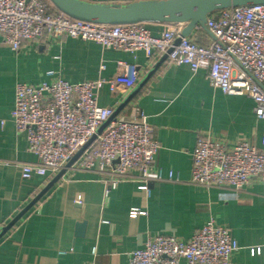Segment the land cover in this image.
<instances>
[{
  "label": "crops",
  "instance_id": "crops-1",
  "mask_svg": "<svg viewBox=\"0 0 264 264\" xmlns=\"http://www.w3.org/2000/svg\"><path fill=\"white\" fill-rule=\"evenodd\" d=\"M86 1L126 4L140 0ZM145 27L159 37L167 24ZM189 38L200 44L211 40L199 27ZM162 59L68 37L26 43L15 52L0 37V228L55 177L22 178L20 165L36 163L37 157L12 121L16 86L49 81V71L80 83L107 81L119 64L136 67L140 74L136 86L111 91L106 84L98 93L101 106L117 109L160 63L118 116L133 120L142 112L148 117L160 144L153 168L162 171L165 179L151 184L148 195L139 189L137 172H132L135 178L110 190L105 176L68 169L0 239V264H129L130 254L142 248L149 236L172 235L188 241L211 220L227 228L239 245L232 264H264V182L252 179L238 193L191 182L199 136L227 147L241 142L261 146L264 126L255 117V103L211 87L205 70L193 72L186 65ZM132 209L144 215L130 218ZM80 223H85L82 236H78Z\"/></svg>",
  "mask_w": 264,
  "mask_h": 264
},
{
  "label": "built area",
  "instance_id": "built-area-1",
  "mask_svg": "<svg viewBox=\"0 0 264 264\" xmlns=\"http://www.w3.org/2000/svg\"><path fill=\"white\" fill-rule=\"evenodd\" d=\"M206 27L211 40L200 44L182 37L185 24H167L158 37L145 24L73 19L49 0H0V37L15 52L26 43L68 37L130 53L141 51L147 58L167 55L169 62L186 65L193 72L207 71L209 85L225 95L251 98L255 117L264 126V3L216 11L208 16ZM47 77L49 81L38 85L19 83L15 90L12 121L37 157L36 163L20 165L22 178L56 176L95 137L69 169L105 176L110 190L135 178L132 172H137L139 189L150 195L151 184L165 179L162 171L153 168L160 144L148 117L142 112L133 120L117 116L98 133L115 112L99 104V91L106 84L111 91L133 88L140 80L136 67L119 64L107 81L70 83L54 71L47 72ZM252 179L264 182V134L260 147L248 142L227 147L198 137L192 184L238 193ZM129 215L135 219L144 213L132 209ZM238 250L229 230L211 220L188 241L172 235L149 236L142 248L130 254L129 264H232Z\"/></svg>",
  "mask_w": 264,
  "mask_h": 264
},
{
  "label": "water",
  "instance_id": "water-1",
  "mask_svg": "<svg viewBox=\"0 0 264 264\" xmlns=\"http://www.w3.org/2000/svg\"><path fill=\"white\" fill-rule=\"evenodd\" d=\"M53 6L60 12L69 17L93 24L107 25H130V24H185L182 37L186 38L196 28H202L211 37L212 34L206 27L207 18L212 13L231 7H240L254 4L264 3V0H142L126 4L119 3H92L86 0H49ZM179 43V40H177ZM167 55L163 56V60ZM161 61V62H162ZM149 73L125 101L115 109L111 119L105 122L99 129L101 134L109 123L118 116L122 109L130 102V100L144 86L152 74L157 70L158 66ZM95 140V137L79 151L71 161L66 165L65 169L60 171L53 180L37 195L31 203L25 207L8 225L0 228V239H2L14 225L59 181L71 168V166L79 159L84 150ZM85 230V223L78 224V236H82Z\"/></svg>",
  "mask_w": 264,
  "mask_h": 264
}]
</instances>
